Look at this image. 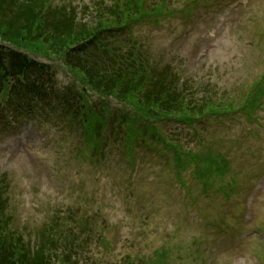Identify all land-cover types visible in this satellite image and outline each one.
Instances as JSON below:
<instances>
[{"label":"rangeland","instance_id":"obj_1","mask_svg":"<svg viewBox=\"0 0 264 264\" xmlns=\"http://www.w3.org/2000/svg\"><path fill=\"white\" fill-rule=\"evenodd\" d=\"M111 1L17 0L19 13L0 2L2 44L17 43L19 27L26 26L23 12L53 22L56 36L51 30L26 36L18 48L22 52L59 59L83 40L94 41L87 61L104 81L96 84L99 92H86L94 109L86 128L107 133L109 126L113 132L107 123L114 120L121 130L116 129L117 139L127 142L119 150L110 146L111 152L100 148L108 160L92 163L94 145L80 136L81 129L46 108L36 112L38 122L0 130V174L8 177L14 229L29 240L44 227L62 234L61 255L73 257V264H264V93L259 105L250 95L264 89V0L236 8L229 6L233 0H135L136 13L131 7L120 11L128 21L143 20L114 37L110 24L95 17L96 4L110 7ZM6 7L10 11L3 14ZM52 61L58 84L67 85L59 60ZM123 65L120 76L130 77L127 81H113L104 72ZM148 82L185 97L172 117L155 123V134L147 133L143 123H150L136 116L121 120L132 109L147 110L142 94L150 90ZM121 91H129L138 104L116 106ZM192 96L211 100L217 119L239 111L232 116L235 127L225 129L214 118L198 121V116L192 126L185 123L177 115L191 112ZM193 127L209 144L210 158H219L218 168L202 178L194 163L177 170L167 142L198 150ZM133 131L149 140L140 147L139 140H129ZM18 136L25 142L19 147L12 142ZM143 158L131 178L135 161ZM231 163L232 171L222 173ZM71 238L83 250L76 256L68 247Z\"/></svg>","mask_w":264,"mask_h":264},{"label":"trees","instance_id":"obj_2","mask_svg":"<svg viewBox=\"0 0 264 264\" xmlns=\"http://www.w3.org/2000/svg\"><path fill=\"white\" fill-rule=\"evenodd\" d=\"M0 2L3 6L7 4V6L16 7L19 13V4L17 0H0ZM97 7L101 16L104 17L101 20V24L104 26L108 24L112 26L126 22V18L123 17L122 11L119 10L116 12L113 8L102 7V4H97ZM5 11H10V9L6 7L3 14H5ZM20 14L22 18H24L25 23L23 24L28 26V28L26 26L19 27V33L16 37L17 43L10 44L14 48H20V43L26 36L30 37L33 34L45 35L49 32L48 29L51 30L50 35L53 34V36H56V25L51 22L45 24L44 21L39 18L37 12L36 14L34 12V16L29 18L24 12ZM16 44L19 46H16ZM14 48L0 47V122L8 115H11L13 119L30 121L38 111V105L40 107L43 102L45 103L47 99L51 98L52 94L56 99L59 98L57 100L59 102L58 109L65 113H70L73 115L72 118L76 119L80 114V107H76L74 111H71L72 106L66 101L68 100L66 97L67 94L64 93L61 97L56 96L51 88L52 82L50 81L51 75L48 72L49 69L27 58L20 49L16 50ZM34 52L39 55L43 54L37 51ZM85 52V49L77 47L67 49L62 59L67 66H73L75 68L77 67V61L85 60ZM43 55L48 56L45 54ZM126 68L127 67L123 65L120 68L114 69L111 73H109L108 70L109 79L116 82H123L124 79L127 81L130 77L124 75L120 76L122 73L121 71ZM85 71L86 70L83 69L82 72L85 73ZM127 72H130V69H127ZM86 74L90 76L89 72ZM96 81L101 83L104 81V78L102 75H97ZM93 84H96V82H93ZM142 95H144V97L147 95L148 102L145 108L148 111H150L153 106L156 107L158 96L155 97L153 94L152 86L147 93ZM118 100L127 106L132 103L138 104L136 98H134L129 91H121ZM159 101L163 106V110L169 111L172 108L171 105L173 103L175 104L176 99L172 97L169 90H163L159 97ZM166 104L168 106H166ZM147 110L140 108H138V110L133 109L136 114L141 112V116H145ZM160 110L162 112V108H160ZM123 117L126 118V116ZM4 190L5 189L0 188V264H52L51 260L52 262L54 261L53 256H50L49 249L51 242L48 236L49 234L46 235L45 229H41L35 239L36 246L38 247L37 250H31L29 241L25 240L21 234L17 233L19 231L12 229L11 220L6 214L8 207L6 205Z\"/></svg>","mask_w":264,"mask_h":264}]
</instances>
